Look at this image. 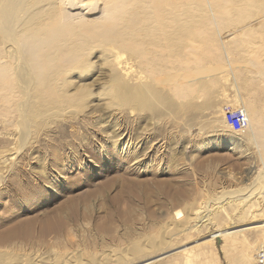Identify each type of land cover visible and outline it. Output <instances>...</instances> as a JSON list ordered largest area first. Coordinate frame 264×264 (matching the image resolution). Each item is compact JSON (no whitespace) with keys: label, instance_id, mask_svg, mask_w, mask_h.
<instances>
[{"label":"rangeland","instance_id":"1","mask_svg":"<svg viewBox=\"0 0 264 264\" xmlns=\"http://www.w3.org/2000/svg\"><path fill=\"white\" fill-rule=\"evenodd\" d=\"M7 1L0 0V40L3 13L28 3ZM104 56L89 57L90 74L69 75L68 93H81L80 105L49 112L31 97L25 67L14 66L22 98L13 130L0 120V156L13 155L0 163V264H238L264 241V195L255 191V149L225 125L235 103L223 96L224 78L211 84L196 71V90L211 86L208 93L191 109L182 105L181 115L155 117L100 101L112 85L102 76ZM178 210L185 217L175 220ZM198 210L214 224L197 227ZM133 243L151 260H133Z\"/></svg>","mask_w":264,"mask_h":264},{"label":"bare ground","instance_id":"2","mask_svg":"<svg viewBox=\"0 0 264 264\" xmlns=\"http://www.w3.org/2000/svg\"><path fill=\"white\" fill-rule=\"evenodd\" d=\"M6 14L0 40V120L6 129L13 130L14 105L22 98L15 65L28 71L29 93L47 112L80 105L75 101L81 93H68L69 75L76 70L90 74L89 57L99 50L105 51L108 68L102 76L112 82L100 101L120 102L122 110L148 108L155 117L181 115L182 105L191 109L200 93H208L211 86L196 90V71L213 78L211 84L222 75L223 96H232L235 103L225 125L242 145L247 141L255 149L261 162L255 191L264 195V0H28ZM121 75L152 83L134 86ZM1 153L0 163L12 155ZM245 208L238 209L243 217ZM184 217L181 210L174 214L175 220ZM211 221L208 213L196 212L197 227ZM139 243H133L135 261L144 259L138 256ZM260 252L264 241L242 254L238 264H257Z\"/></svg>","mask_w":264,"mask_h":264},{"label":"built area","instance_id":"3","mask_svg":"<svg viewBox=\"0 0 264 264\" xmlns=\"http://www.w3.org/2000/svg\"><path fill=\"white\" fill-rule=\"evenodd\" d=\"M235 115L232 114V120H234ZM259 264H264V253L259 254Z\"/></svg>","mask_w":264,"mask_h":264}]
</instances>
